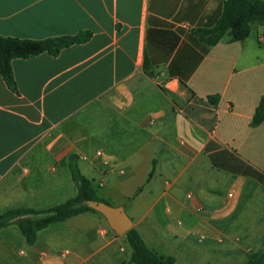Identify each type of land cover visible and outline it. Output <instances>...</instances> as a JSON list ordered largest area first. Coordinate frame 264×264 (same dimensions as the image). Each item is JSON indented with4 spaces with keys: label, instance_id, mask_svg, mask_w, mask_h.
Returning a JSON list of instances; mask_svg holds the SVG:
<instances>
[{
    "label": "crops",
    "instance_id": "crops-1",
    "mask_svg": "<svg viewBox=\"0 0 264 264\" xmlns=\"http://www.w3.org/2000/svg\"><path fill=\"white\" fill-rule=\"evenodd\" d=\"M222 7L0 0L1 35L91 34L57 55L13 58L17 93L0 76V213L75 195L68 157L76 155L98 197L117 202L120 189L123 203L141 204L138 217L129 215L133 226L166 221L170 207L186 218L196 204L194 231L209 247L191 252L193 264H243L261 248L264 120L251 118L264 93V22L251 23L243 39L205 45L194 30L213 26ZM252 197L258 211L244 200ZM72 217L90 219L94 235L69 228ZM104 221L85 211L38 230L31 244L15 224L0 228V264H73L92 239L105 240Z\"/></svg>",
    "mask_w": 264,
    "mask_h": 264
},
{
    "label": "trees",
    "instance_id": "trees-1",
    "mask_svg": "<svg viewBox=\"0 0 264 264\" xmlns=\"http://www.w3.org/2000/svg\"><path fill=\"white\" fill-rule=\"evenodd\" d=\"M254 22H264V0H223L222 11L215 24L211 27L196 28L194 33L205 45H213L224 36H227L229 41L243 39L249 34L250 25ZM90 35V32L82 31L45 39H31L0 34V76L8 88L17 93V85L11 67L13 58L30 57L42 52L57 55L62 48L84 42L90 38ZM213 97L212 101H216L217 96ZM263 120L264 93L254 109L251 125H257ZM68 169L76 185L75 195L49 207L8 209L0 213V228L15 224L26 242L31 244L36 239L37 231L48 224L63 221L85 211H96L86 203V200L108 202L97 196L92 181L80 171L76 155L68 157ZM150 175L151 172L148 177ZM141 188L142 186H139L133 195ZM123 235L130 246V256L127 260L122 259L115 264H176L173 255L159 254L151 249L134 226ZM263 261L264 245L251 252L243 264H262Z\"/></svg>",
    "mask_w": 264,
    "mask_h": 264
},
{
    "label": "rangeland",
    "instance_id": "rangeland-1",
    "mask_svg": "<svg viewBox=\"0 0 264 264\" xmlns=\"http://www.w3.org/2000/svg\"><path fill=\"white\" fill-rule=\"evenodd\" d=\"M138 178H134L136 182ZM129 185L126 184L124 189H129ZM123 189V188H121ZM227 186H221L220 190L223 195L228 191ZM101 192V189L96 191L97 195ZM122 190L114 189L112 195L117 202H110L112 205H122L132 218L138 217L144 209L141 204L130 206L131 203L122 202L121 197L123 195ZM187 192H190L187 190ZM191 193V192H190ZM248 203H252L256 210L260 209L263 205L259 204V201H255L254 197L250 199H244ZM121 203V204H119ZM195 205L193 204L190 211L184 212L186 218L183 215L177 214L179 210L177 208H168L165 210L168 219L158 220L152 223H147L139 228L140 235L146 242V244L158 252L159 254H171L175 257L176 264H193L190 254L197 249H207L209 247L208 241H202L197 238L194 231V223L192 221V215L195 213ZM105 226V240L101 237H95L89 242V248L84 251L82 258L74 260L73 264H115L122 259L127 260L130 256V246L125 240L123 234H116L108 225L104 217ZM69 228L73 229L79 234L87 231L85 235H94L95 231L92 228L95 224L90 219L83 217H72L66 224ZM17 228V227H16ZM108 238H114L113 241L108 242ZM132 264V263H130Z\"/></svg>",
    "mask_w": 264,
    "mask_h": 264
},
{
    "label": "water",
    "instance_id": "water-1",
    "mask_svg": "<svg viewBox=\"0 0 264 264\" xmlns=\"http://www.w3.org/2000/svg\"><path fill=\"white\" fill-rule=\"evenodd\" d=\"M86 203L100 212L106 219L109 227L116 234H124L133 226L132 218L122 205H112L102 200H86Z\"/></svg>",
    "mask_w": 264,
    "mask_h": 264
},
{
    "label": "built area",
    "instance_id": "built-area-1",
    "mask_svg": "<svg viewBox=\"0 0 264 264\" xmlns=\"http://www.w3.org/2000/svg\"><path fill=\"white\" fill-rule=\"evenodd\" d=\"M97 153H99V152H97ZM189 196V195H188ZM198 209H200V208H198Z\"/></svg>",
    "mask_w": 264,
    "mask_h": 264
}]
</instances>
